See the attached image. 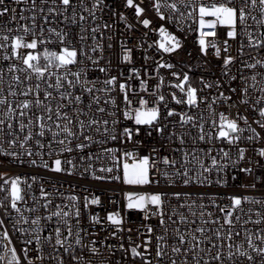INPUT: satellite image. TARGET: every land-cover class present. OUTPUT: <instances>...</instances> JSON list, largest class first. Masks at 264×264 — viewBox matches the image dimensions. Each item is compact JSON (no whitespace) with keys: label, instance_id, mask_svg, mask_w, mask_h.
<instances>
[{"label":"snow or ice","instance_id":"6c2138e0","mask_svg":"<svg viewBox=\"0 0 264 264\" xmlns=\"http://www.w3.org/2000/svg\"><path fill=\"white\" fill-rule=\"evenodd\" d=\"M11 4L0 0V264H66L65 257L67 264H121L118 252L125 264H264V0ZM113 23L127 36L114 53L116 68L130 65L115 75L111 59L101 66L114 49ZM189 39L203 61L199 87L191 65L178 71L169 62ZM89 66L104 78L89 79ZM23 165L67 176L80 170L131 189L157 185L122 194L124 211L143 213L140 242L94 238L82 226L85 213L89 227L115 228L109 236L117 238L121 210L101 217L90 211L99 195L85 188L81 197L76 186L49 191L37 172L29 183L13 171ZM231 170L238 185L226 179ZM177 182L239 190L192 199L168 191Z\"/></svg>","mask_w":264,"mask_h":264},{"label":"built area","instance_id":"2783aa9c","mask_svg":"<svg viewBox=\"0 0 264 264\" xmlns=\"http://www.w3.org/2000/svg\"><path fill=\"white\" fill-rule=\"evenodd\" d=\"M7 3L10 4V6H15L14 4H11V0H6ZM52 0H46V3L51 4ZM30 3V0H29ZM37 4L39 5V0H37ZM22 7H25L27 9L28 5L24 4L21 5ZM26 16L30 15L29 12L25 11L24 13ZM98 17L100 15V13H97ZM62 19V18H61ZM105 19H107V16H105ZM114 19V18H113ZM54 23H58V21H54ZM61 27H64V25H61ZM68 30L76 32L79 31L78 27L72 26V25H67ZM114 35H113V44H114V49L112 50V53L110 54L109 51H105L104 53V57L105 60L101 62V66H104L107 62L108 59L112 60V67H111V74L115 75L117 73V71H123L126 73L127 71V67H129L130 65H125L120 69L116 68V60H115V55L114 53L116 51H118V45L121 39H126L127 36H121V32H122V26L117 25L115 23H113V29H112ZM142 33L141 32H137L135 33V37H142ZM98 38H99V34H98ZM156 37H152V39H155ZM149 42H151V40H149ZM87 43H91V41H87ZM105 45L107 43V40L105 39L104 41ZM135 43V38H132L129 43L128 46L132 47V44ZM197 47L198 46H194V42L192 39H189V41L184 45V49L179 51L177 55H173L171 56V59L169 62L175 63L177 64V69L178 71L183 70V71H187L188 70V66L191 65L192 67V71L190 72V76L192 79L193 84L196 87H199V76L202 74V69H198L197 68V64L200 63L202 64L203 61L199 59V54L197 52ZM142 51V50H141ZM233 53L235 54V46H233L232 48ZM189 53L191 55H189ZM255 55V53H253ZM167 58V57H166ZM208 59L212 60L213 62V71H216L215 69V60L214 58L209 55ZM134 60H135V66L136 67H140L142 60H141V53L140 51H137L134 53ZM181 61H183V63H180ZM88 77L89 79H96L97 77H99L100 79L104 78V74L99 73V71L95 68H92L91 66H89V70H88ZM205 78L207 79H211L212 77L210 75H208L207 73H205ZM145 79H147V77H145ZM85 103H87V99L85 98ZM220 106L217 105V108H219ZM2 110V109H0ZM223 111H225L227 113L228 109L224 108L221 109ZM195 111V110H193ZM233 112L235 111L234 109L232 110ZM245 135H247L245 133ZM226 147V145H225ZM93 152L96 151V148L92 149ZM241 166H243V163L241 164ZM13 171L15 172H19L22 176L27 175L28 176V182L32 183L30 177L31 174L33 172H37L38 176L40 179L44 180L46 182V187L48 188L49 191L52 190V186L55 185L57 187H59L60 185H63L62 188H60V191L62 192H68L72 190V186H76V190L77 192L81 195V197L83 195H85L84 189L87 188L88 191L90 193H93L95 195H99L101 197V204L100 205H92L90 206V211L95 212L97 214H99L101 217H104L106 215V210L107 211H112V210H116V209H120L121 210V217L123 220V231L119 234V236L117 238H112L109 236V232L110 231H114L115 228H107L104 230H101L102 226L101 225H97L94 228L89 227V221L87 218V213H85L84 218L82 220V226L84 228H87L90 232L95 231L96 232V237L97 239H101L103 240L105 237H108L106 243L108 244H112L113 246H118L119 243H124L125 246L128 245L129 243V236L132 237V239L136 242L139 243L140 240L137 239L136 237V232L135 230L137 228H140L141 226V221L143 220V213H140L136 210H127L124 211L122 208L123 205V199H122V194L123 191L126 190H137V191H151V190H155L157 189V185L153 184V185H145V186H137L135 189H131L130 186H125L117 181H105V182H97V181H92L90 178H88L87 176H80L79 175V171H77V175L75 176H67L66 174H53V173H48L43 169L40 170H36V169H31L29 168L27 165H23V166H15L13 168ZM236 170H231L229 172V174L226 176V179L229 182V185H238L241 180H236L233 181L231 179L232 174H234ZM241 175V179H243V174ZM215 173L212 176V179H215ZM40 187V183L39 180L37 182H35L33 184V189L31 190L30 194H35L36 196L39 195L38 189ZM160 189L165 188L164 184H160L159 185ZM239 189L237 187H226V188H220L218 186H213V185H204L201 186L199 184H191L188 186H184L182 184V182H177L176 185L170 187L168 189V191H187L189 192L190 196L192 199H196L201 193H204L206 195H211L214 193H223V192H233V191H238ZM257 195L259 194V192L257 191L256 193ZM0 196H2V194H0ZM112 201H114L115 203H111ZM59 198H56V203H59ZM148 223L151 224H155L156 223V218L152 217L150 219V221H148ZM129 229H132L131 232H129ZM141 231H143V229L141 228ZM47 233H45L46 235ZM85 243H88V238H85ZM123 254L118 252L115 257H113L114 260H120L121 264H125V262L123 260H121V256ZM65 261L67 264V257H65ZM137 264H139V259L137 258Z\"/></svg>","mask_w":264,"mask_h":264}]
</instances>
